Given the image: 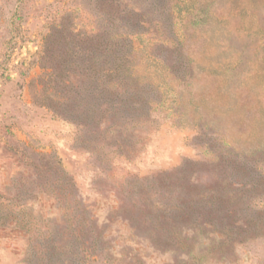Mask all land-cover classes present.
I'll list each match as a JSON object with an SVG mask.
<instances>
[{"label": "rangeland", "instance_id": "374dc122", "mask_svg": "<svg viewBox=\"0 0 264 264\" xmlns=\"http://www.w3.org/2000/svg\"><path fill=\"white\" fill-rule=\"evenodd\" d=\"M105 28L128 88L85 74ZM0 264H264V0H0Z\"/></svg>", "mask_w": 264, "mask_h": 264}, {"label": "trees", "instance_id": "16d2710c", "mask_svg": "<svg viewBox=\"0 0 264 264\" xmlns=\"http://www.w3.org/2000/svg\"><path fill=\"white\" fill-rule=\"evenodd\" d=\"M120 37L119 33H115L110 28H105L101 33L98 34V40H97V46H98V52L100 53V56L97 59H94L92 57L87 58L83 60V68L85 69V74L93 79V76L97 75H104L107 77L108 82H112L114 79L120 80L121 85L125 87H129L132 75L128 73L129 71V57L127 53V41L129 39L128 36L124 37L122 41H120L117 37ZM94 59V60H93ZM99 79V77H97ZM96 79V80H97ZM95 80V79H93ZM91 80V81H93ZM40 160L42 161L41 165L35 164V167L40 170L39 172L41 174H51L55 175V190L57 191L55 193V198L60 200H66L69 198V196L76 197V187L75 182L73 181V176L69 175L63 164L60 162L58 157L55 154H49L46 156L45 154L41 155ZM45 161V162H44ZM44 165V166H43ZM45 167V168H43ZM162 179V177H161ZM190 183V182H189ZM191 184V183H190ZM189 184V185H190ZM188 195V200L183 199V202L181 203L183 210L179 212V216H181L182 219H188V217L192 216L194 211L196 210V207L198 206L199 200L195 199L191 192H186ZM76 202L79 204L82 201H78L76 197ZM152 204V203H151ZM155 207H159L157 203H154ZM202 207V206H199ZM160 210V209H159ZM207 212H211L212 209L206 208ZM163 220L162 221V227L164 226V221L166 222V219L168 218V214L166 211L161 210ZM88 211L86 208L82 209L81 214L83 215V218L79 220V223L81 225L80 231H83L82 235H78V238H87V237H93L91 239L90 247L95 248L98 243L101 241V232H99L97 235L94 234L95 230V220H93L89 215H87ZM9 221V220H6ZM17 223H19L21 226L26 227L28 226L30 228L29 223L31 221L17 218ZM27 227V228H28ZM70 227V224L66 226V229ZM164 228V227H163ZM42 233H40L41 235ZM56 238L58 237H50L47 236L45 239L48 243L51 245V249L54 251V253H57L59 246L58 243L55 242ZM164 242V241H163ZM59 254V252H58ZM77 260V257L74 258L72 262H75Z\"/></svg>", "mask_w": 264, "mask_h": 264}]
</instances>
